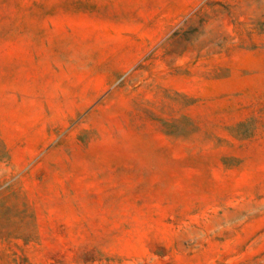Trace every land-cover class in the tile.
<instances>
[{"label":"rangeland","instance_id":"1","mask_svg":"<svg viewBox=\"0 0 264 264\" xmlns=\"http://www.w3.org/2000/svg\"><path fill=\"white\" fill-rule=\"evenodd\" d=\"M0 264H264V0H0Z\"/></svg>","mask_w":264,"mask_h":264}]
</instances>
